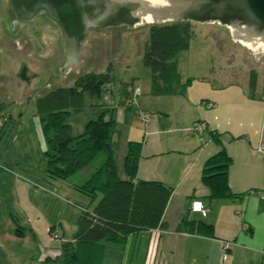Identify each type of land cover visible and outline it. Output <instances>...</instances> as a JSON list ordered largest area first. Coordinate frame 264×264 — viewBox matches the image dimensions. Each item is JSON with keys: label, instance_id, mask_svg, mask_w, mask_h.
<instances>
[{"label": "rangeland", "instance_id": "rangeland-1", "mask_svg": "<svg viewBox=\"0 0 264 264\" xmlns=\"http://www.w3.org/2000/svg\"><path fill=\"white\" fill-rule=\"evenodd\" d=\"M14 17L10 1L0 0V83L6 89L0 95L5 104L0 112V229L13 235L12 246L3 242L0 262L56 264L61 242L76 229V211L87 206L89 197L71 186L82 182L85 171L65 180L48 176L35 99L57 86L72 85L81 74L105 72L110 66L111 86L98 96L85 91L82 111L71 112L67 118L72 135L80 134L85 123L96 118L106 106H117L122 81L131 82L135 76L143 87L150 85L151 72L143 63L142 52L151 24L92 28L85 38L81 63L62 67L63 77L58 78L56 68L65 60L60 28L39 15L32 22L22 23L18 33L12 34ZM192 31L189 48L179 51L176 57L183 82H189L187 86L196 82L210 85L220 89V100L240 102L243 91L250 95L246 88L250 71L255 70L258 90L254 96L264 101V51L256 60L255 51L234 41L229 28L218 23L192 22ZM18 34L23 38L20 45L9 39ZM23 64L27 66L29 82L18 76ZM52 74L56 77L49 78ZM3 119L7 121L2 126ZM125 149L121 138L114 136L113 157L121 173ZM51 226L54 229L49 235ZM155 259V244L150 237L139 259L135 258L132 264H159Z\"/></svg>", "mask_w": 264, "mask_h": 264}, {"label": "crops", "instance_id": "crops-1", "mask_svg": "<svg viewBox=\"0 0 264 264\" xmlns=\"http://www.w3.org/2000/svg\"><path fill=\"white\" fill-rule=\"evenodd\" d=\"M136 78L130 86L139 91L133 105L120 94L117 106H106L115 120L112 148L114 136L121 138L125 155L129 143H140L136 178L160 181L171 187L172 193L162 216L164 226L132 233L125 244L103 242L101 264H132L150 237L159 264H264L263 98L250 97L243 91L240 102L223 101L220 89L198 82L187 86L184 93L154 95L151 77L150 85L145 87ZM257 90L258 84L255 93ZM138 111L153 117L145 123ZM6 121L3 119L2 126ZM196 121L207 128L196 133L192 129ZM211 130L219 141L210 135ZM221 147L231 158L227 179L232 197L210 196L201 180L204 162ZM122 167L123 173L120 167L118 170L124 177ZM75 184L71 183L72 188L85 195ZM193 199L204 203L206 215L190 210ZM94 205L89 198L87 206L76 211L77 219L82 209L91 210ZM199 224L210 230L198 229ZM73 234L65 241L72 240ZM12 239L9 230L0 229V257L3 242L12 246Z\"/></svg>", "mask_w": 264, "mask_h": 264}, {"label": "trees", "instance_id": "trees-1", "mask_svg": "<svg viewBox=\"0 0 264 264\" xmlns=\"http://www.w3.org/2000/svg\"><path fill=\"white\" fill-rule=\"evenodd\" d=\"M192 35L190 21L150 25L142 60L151 72L152 94L185 92L189 82L181 81L176 57L179 51L189 48ZM112 82L109 66L105 72L81 74L72 85L55 87L35 99L48 176L65 180L85 171L82 173L84 179L76 183L75 188L91 202L98 199L91 210L82 209L73 239L60 244L56 264H101L105 254L103 242L125 244L132 233L164 226L162 216L172 188L160 181L136 178L140 143H129L123 163L126 176L119 174L113 157L115 120L110 108L88 120L83 132L72 135L67 118L71 112L83 109L84 92L98 96ZM256 85L257 72L251 70L248 90L252 97ZM120 86L124 98L133 105L131 82L122 81ZM4 106L0 103V112ZM209 133L219 141L214 131ZM230 164L231 158L223 147L204 162L201 180L209 188L210 196H234L227 179ZM199 228L210 230L202 224ZM53 229L54 226L48 228L49 235Z\"/></svg>", "mask_w": 264, "mask_h": 264}, {"label": "water", "instance_id": "water-1", "mask_svg": "<svg viewBox=\"0 0 264 264\" xmlns=\"http://www.w3.org/2000/svg\"><path fill=\"white\" fill-rule=\"evenodd\" d=\"M16 18L31 20L41 10L60 27L65 43L62 67L77 66L82 61L85 38L93 28L138 26L173 21L218 23L226 26L234 41L255 48L256 60L264 42V0H9ZM24 69L21 74L23 76ZM54 76L49 75L48 77ZM56 77V76H54Z\"/></svg>", "mask_w": 264, "mask_h": 264}, {"label": "built area", "instance_id": "built-area-1", "mask_svg": "<svg viewBox=\"0 0 264 264\" xmlns=\"http://www.w3.org/2000/svg\"><path fill=\"white\" fill-rule=\"evenodd\" d=\"M135 90L136 91L133 90V97L139 94L138 89H135ZM138 116H139V119L145 123L149 122L153 117L151 113L144 112V111H138ZM206 128L207 127L200 121H196L194 125L192 126L193 131H195L196 133L203 132ZM260 147L261 148L263 147L262 142L260 143ZM190 210L200 212L202 215H206L208 212V208L204 205V203L200 199H193L191 201ZM54 237L56 236L54 235ZM224 259H226V255H224Z\"/></svg>", "mask_w": 264, "mask_h": 264}, {"label": "flooded vegetation", "instance_id": "flooded-vegetation-1", "mask_svg": "<svg viewBox=\"0 0 264 264\" xmlns=\"http://www.w3.org/2000/svg\"><path fill=\"white\" fill-rule=\"evenodd\" d=\"M15 14V13H14ZM39 15H43L44 17H45V21H47L48 23H51L52 25H57L58 27H59V25L54 21V20H52L47 14H46V12L45 11H43V10H41V11H39L34 17H33V19H31V20H25V19H19V22H20V26L15 30L17 33H18V31H19V29H21L22 28V26H21V24L22 23H29V22H32L37 16H39ZM16 18V16L14 17V19ZM60 28V27H59ZM22 36V34H18L16 37H14V36H10L9 37V39H10V41H15L16 43H17V45H20L19 44V40L22 38L21 37ZM61 37H62V35H61ZM23 39V38H22ZM64 46H65V43H64ZM20 47V49L22 48V46H19ZM24 69V72H23V76H22V74H21V72H22V70ZM27 66L25 65V64H23L22 65V67H21V70H20V72L18 73V76L23 80V81H25V82H29L30 81V77L26 74V72H27ZM1 83H0V95H1V93L3 92V93H5V90L6 89H3L2 87H1ZM58 87V86H57ZM0 103H3L4 104V102L1 100L0 101ZM5 105V104H4Z\"/></svg>", "mask_w": 264, "mask_h": 264}, {"label": "bare ground", "instance_id": "bare-ground-1", "mask_svg": "<svg viewBox=\"0 0 264 264\" xmlns=\"http://www.w3.org/2000/svg\"><path fill=\"white\" fill-rule=\"evenodd\" d=\"M252 50L255 51V52L257 51L255 48H252ZM261 51H264V42H263V44H262V49H261Z\"/></svg>", "mask_w": 264, "mask_h": 264}]
</instances>
